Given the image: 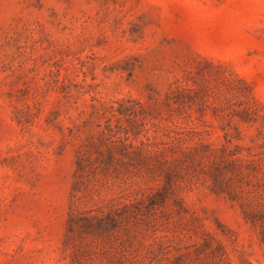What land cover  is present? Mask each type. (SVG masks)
<instances>
[{"label":"rangeland","instance_id":"1","mask_svg":"<svg viewBox=\"0 0 264 264\" xmlns=\"http://www.w3.org/2000/svg\"><path fill=\"white\" fill-rule=\"evenodd\" d=\"M0 264H264V0H0Z\"/></svg>","mask_w":264,"mask_h":264}]
</instances>
